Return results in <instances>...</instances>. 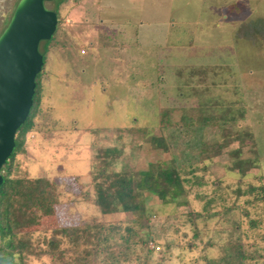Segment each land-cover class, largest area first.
I'll use <instances>...</instances> for the list:
<instances>
[{
  "label": "rangeland",
  "instance_id": "1",
  "mask_svg": "<svg viewBox=\"0 0 264 264\" xmlns=\"http://www.w3.org/2000/svg\"><path fill=\"white\" fill-rule=\"evenodd\" d=\"M16 2L0 0V32ZM57 16L11 174L47 180L56 203L10 207L24 248L14 262L225 264L240 243L242 264H264V37L234 39L241 24L264 22V0H61ZM106 149L115 154L101 164ZM155 162L177 170L183 196L144 193L140 222L99 213L94 176Z\"/></svg>",
  "mask_w": 264,
  "mask_h": 264
},
{
  "label": "trees",
  "instance_id": "2",
  "mask_svg": "<svg viewBox=\"0 0 264 264\" xmlns=\"http://www.w3.org/2000/svg\"><path fill=\"white\" fill-rule=\"evenodd\" d=\"M52 2L54 3L52 11L55 12L58 22V6L61 0H53ZM258 36L264 37V22L260 20L243 23L234 32V39L255 40ZM53 39L54 33L49 40L39 43L42 66L34 79L31 106L23 123L15 131L12 151L0 170V264H17L14 262V254L20 255L24 250L23 243L20 240L15 242L13 238L14 234L9 223L10 207L31 209L50 206L56 203L53 186L47 180L11 176L14 171L13 161L17 154L23 152L25 135L32 130L34 119L39 109L41 92L40 73L43 70ZM166 117L161 113L158 119L159 127L164 128L169 123ZM149 142L153 149L167 150L162 137L150 138ZM210 149L212 157H216L219 154V144L214 143L210 145ZM97 152L100 161H102L101 164L104 163L108 154H115L114 150L108 149L98 150ZM101 172L102 170L93 178L95 181L93 203L101 215L122 213L130 215L134 221L140 222L146 217L144 202L146 195L144 193L153 195L162 203L171 202L185 194L183 188L184 180L180 178L177 170L170 166L163 167L159 162L151 163L145 170L139 172H131L129 170L110 172L108 174ZM98 179L101 180L97 182ZM193 216L196 215L193 214ZM110 229L112 230L113 228ZM124 232L125 235L121 236V239L127 244L131 229L126 227L124 228ZM148 242H150L148 237L144 240H139V243L143 245H146ZM235 245L237 249L233 251V255L228 256L229 259L226 260L225 264H242V260L245 257L239 250L241 247L240 243ZM49 247L52 249L56 247L54 239L50 240ZM93 251L94 253L96 252L95 249ZM207 264H220V261L208 260Z\"/></svg>",
  "mask_w": 264,
  "mask_h": 264
},
{
  "label": "water",
  "instance_id": "3",
  "mask_svg": "<svg viewBox=\"0 0 264 264\" xmlns=\"http://www.w3.org/2000/svg\"><path fill=\"white\" fill-rule=\"evenodd\" d=\"M51 1L17 0L0 32V170L31 106L34 79L42 66L39 43L55 32L56 14L45 5Z\"/></svg>",
  "mask_w": 264,
  "mask_h": 264
}]
</instances>
